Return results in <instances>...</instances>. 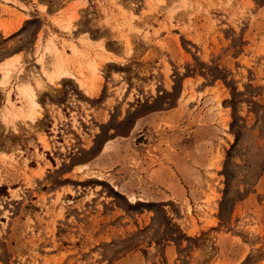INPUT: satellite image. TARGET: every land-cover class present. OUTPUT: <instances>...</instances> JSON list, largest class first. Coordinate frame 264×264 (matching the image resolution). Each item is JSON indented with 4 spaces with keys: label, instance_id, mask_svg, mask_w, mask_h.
I'll use <instances>...</instances> for the list:
<instances>
[{
    "label": "rangeland",
    "instance_id": "374dc122",
    "mask_svg": "<svg viewBox=\"0 0 264 264\" xmlns=\"http://www.w3.org/2000/svg\"><path fill=\"white\" fill-rule=\"evenodd\" d=\"M65 2L0 34V264H264V0Z\"/></svg>",
    "mask_w": 264,
    "mask_h": 264
},
{
    "label": "crops",
    "instance_id": "0c3cea01",
    "mask_svg": "<svg viewBox=\"0 0 264 264\" xmlns=\"http://www.w3.org/2000/svg\"><path fill=\"white\" fill-rule=\"evenodd\" d=\"M12 6L16 7L12 8ZM82 9L83 8L81 3H68L65 2V0H9L6 3V15L0 17V34L3 35L6 30L7 32L15 31L18 27H20V25L24 24L28 20H31L32 14L37 15V17H46L47 20L50 22V25L55 29L59 30V28L57 27V22H65L71 17L75 18L76 15L81 12ZM13 28L15 29L13 30ZM94 36L97 35H94V33L90 34V39L88 40L90 44H87V42H85L87 38L81 37V42L83 41L88 46H83L82 42L77 44V48L83 50L85 53H88L90 50L94 51ZM87 57L89 58V56ZM92 59V64L94 65V58H90L91 61ZM12 62L14 64V61ZM86 69L87 68L85 67V71H83V76L85 78H89V76L91 77L92 74L86 71Z\"/></svg>",
    "mask_w": 264,
    "mask_h": 264
},
{
    "label": "bare ground",
    "instance_id": "6f19581e",
    "mask_svg": "<svg viewBox=\"0 0 264 264\" xmlns=\"http://www.w3.org/2000/svg\"><path fill=\"white\" fill-rule=\"evenodd\" d=\"M72 21V20H71ZM71 21H65L66 23L64 24V27L67 29V30H71L73 25H72V22ZM49 46V45H48ZM47 46V47H48ZM46 49V48H45ZM49 50V49H48ZM57 50V49H56ZM55 50V51H56ZM76 50V49H75ZM50 51V50H49ZM79 51V50H78ZM61 52V50H60ZM60 52H56V54H54V59L52 61V70L49 72H47L45 70L44 74L46 75L47 79H49L50 81H54V79H58L60 78L61 76H69L70 73L69 71L66 70L65 66H64V60L63 57L61 58L62 54L60 55ZM51 53V52H49ZM64 55V53H63ZM84 57V56H83ZM42 58V57H41ZM65 58V56H64ZM67 58V56H66ZM65 58V59H66ZM43 60V59H42ZM69 61V60H68ZM12 62V61H11ZM45 62V61H44ZM49 62V61H48ZM78 62V61H77ZM47 63V62H46ZM45 64V63H44ZM4 66V67H3ZM1 68H0V88L1 90H3L4 88L7 87V85L9 84L10 82V78H11V68L14 67V64L12 63H6L4 64ZM47 66V65H46ZM89 66V65H88ZM16 67V66H15ZM43 67V66H42ZM98 68V67H97ZM97 68L95 69L94 65L92 64L91 66V77L92 79H84V80H77L78 81V84L79 86L82 88V90L84 91V93L86 95H91L92 92V84L90 83V81L93 80V77H96V75H101V72L100 70ZM44 70V69H43ZM89 71V70H88ZM43 74V75H44ZM77 78V77H76ZM83 79V78H82ZM24 82V81H23ZM18 90H19V94L21 95H24L25 98L27 99V105H28V110H27V113H26V116L29 120H31V122L34 121L35 117L36 116H41V110H39V106L38 104L36 103V97H35V94L33 93V91L28 87V85H19L18 87ZM3 92V91H2ZM9 94L10 92L7 91V102L10 103V106L12 105L11 102L8 100V97H9ZM9 110V109H7ZM14 112V110H12ZM11 111V112H12ZM16 111V110H15ZM16 113V112H15ZM14 117L16 118L17 117V120H18V115L17 114H14ZM21 117V116H20ZM25 117V116H24ZM4 118V117H3ZM39 118V117H38Z\"/></svg>",
    "mask_w": 264,
    "mask_h": 264
}]
</instances>
